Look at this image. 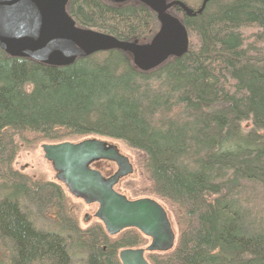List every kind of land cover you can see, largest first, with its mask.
Wrapping results in <instances>:
<instances>
[{
    "label": "trees",
    "instance_id": "obj_1",
    "mask_svg": "<svg viewBox=\"0 0 264 264\" xmlns=\"http://www.w3.org/2000/svg\"><path fill=\"white\" fill-rule=\"evenodd\" d=\"M178 1L198 10L204 0ZM170 10L189 49L150 70L119 48L52 65L0 45V188H14L0 201V232L18 246L14 264H72L67 239L36 229L23 200L57 205L90 264H122L121 250L148 244L136 228H81L60 185L14 166L21 145L90 136L133 149L148 193L174 212L176 244L149 253L150 264H264V0H208L196 16ZM68 12L121 41L147 43L160 30L139 0H69Z\"/></svg>",
    "mask_w": 264,
    "mask_h": 264
},
{
    "label": "water",
    "instance_id": "obj_2",
    "mask_svg": "<svg viewBox=\"0 0 264 264\" xmlns=\"http://www.w3.org/2000/svg\"><path fill=\"white\" fill-rule=\"evenodd\" d=\"M123 3L128 0H108ZM158 14L160 30L149 45L121 41L114 36L76 24L66 9L68 0H0V45L10 55H23L52 65H67L77 56H89L119 48L132 54L142 70L153 69L171 55H182L189 49V34L184 23L169 13L179 6L187 15L200 14L182 1L139 0ZM76 25L78 27H76ZM45 158L52 162L57 178L70 192L86 204L98 203L95 217L115 236L128 228H136L151 241L146 248L120 251L122 264H150L147 255L167 252L176 244L175 233L166 208L156 199L144 197L130 200L115 190L119 181L134 172L133 164L116 144L98 138L80 142L42 145ZM114 161L118 170L105 177L90 165L97 160ZM91 219L86 215L85 222Z\"/></svg>",
    "mask_w": 264,
    "mask_h": 264
},
{
    "label": "rangeland",
    "instance_id": "obj_3",
    "mask_svg": "<svg viewBox=\"0 0 264 264\" xmlns=\"http://www.w3.org/2000/svg\"><path fill=\"white\" fill-rule=\"evenodd\" d=\"M66 9L68 11V4H66ZM169 13L181 20L180 17H178L172 12V10H169ZM76 27L78 26L76 25ZM151 42L152 41L147 43L138 42V44L149 45ZM87 138H98L116 144L124 154L131 158L134 164V173L128 178L124 179L117 186V190L132 200L137 198L150 197L160 202L166 208L173 229L178 236V225L176 217L171 207L165 201L161 200L153 194L150 195L148 193V183L145 178H143L141 175L142 171L140 170L139 163L137 161L136 152L122 141L104 137L90 136L85 138H73L68 141L80 142ZM47 143L49 142L42 141L30 146L21 145L14 162L15 168L24 175L30 176L34 179L56 182V173L51 163L46 160L44 156V151L42 149V145ZM4 183L5 181L0 176V186H2V184ZM13 189L14 188H5L2 190L1 187L0 201L4 198L5 194L7 195ZM64 191L67 196L71 199V202L73 204V210L81 228L85 229L97 222L94 218H92L97 212V205H88L84 201L77 199L74 196H71L67 190ZM32 201L33 202H25L23 200L20 203L22 207H24V210L29 214V217L33 221L36 229L46 232L58 233L65 239H67L66 241L69 245V255L71 257L72 264H90V253L88 249L85 246H81V243L78 241V239L69 234L68 229L64 226L63 217L57 205L53 204L52 202H41L38 201V199H34ZM86 215H90L92 220L85 222L84 218ZM149 243L150 241H148V244ZM148 244L143 248H146ZM14 250L15 247L13 243L10 240L3 238V235H1L0 232V264H13L12 256H14Z\"/></svg>",
    "mask_w": 264,
    "mask_h": 264
},
{
    "label": "flooded vegetation",
    "instance_id": "obj_4",
    "mask_svg": "<svg viewBox=\"0 0 264 264\" xmlns=\"http://www.w3.org/2000/svg\"><path fill=\"white\" fill-rule=\"evenodd\" d=\"M121 153H123V152L121 151ZM123 154H124V153H123ZM125 155H126V154H125ZM44 156H45V154H44ZM126 156H127V155H126ZM128 157H129V156H128ZM129 159H130V162L133 164V162H132V160H131L130 157H129ZM46 160H47V159H46ZM48 162H50L51 165H52V162H51V161L48 160ZM52 167H53V165H52ZM90 167H91V169H96V170L100 171V172L102 173V175H104L105 177H110V176H112V175L118 170V166H117V164H116L114 161L107 160V159H101V160L94 161V162L90 165ZM133 167H134V164H133ZM53 169H54V168H53ZM54 171H55V170H54ZM55 173H56V182H55V181H51V182H54V183L60 185L64 190H67L71 196H74V195L70 192V190H69V188L67 187V185H66L63 181H61L60 179L57 178V172H56V171H55ZM133 173H134V172H133ZM133 173H132V174H133ZM132 174H129V175L123 177V178L119 181V183L115 186V190H116L117 192L121 193L120 191L117 190V186H118V185H119L124 179L128 178V177H129L130 175H132ZM121 194H123V193H121ZM74 197H75V196H74ZM75 198H77V197H75ZM77 199H80V198H77ZM137 199H140V198H137ZM137 199H133V200H137ZM80 200L84 201L83 199H80ZM130 200H132V199H130ZM84 202H85V201H84ZM88 205H97V207L99 208L98 203H92V204H88ZM97 210H98V209H97ZM92 218H94L97 222L103 224V222H102L100 219H98L97 217H95V215H94ZM92 218H91L90 220H92ZM30 221H31L32 225L35 227L33 221H32L31 219H30ZM103 226H104V228H105V225H104V224H103ZM35 228H36V227H35ZM105 229H106V228H105ZM1 235H3V238H5V239H7V240H10V241L13 243L14 247H15L14 254H13L14 256H12V258H13L12 263L14 264V261L16 260V258H17L18 255H19V249H18V246H17L16 242L14 241V239H13L11 236L7 235L4 231L1 232ZM143 235H144V234H143ZM144 236H145V235H144ZM145 237H146V236H145ZM146 238H147L149 241H151L150 238H148V237H146ZM12 239H13V240H12Z\"/></svg>",
    "mask_w": 264,
    "mask_h": 264
}]
</instances>
